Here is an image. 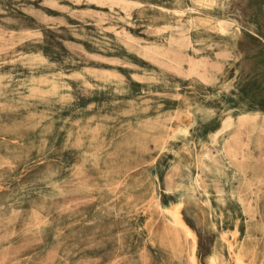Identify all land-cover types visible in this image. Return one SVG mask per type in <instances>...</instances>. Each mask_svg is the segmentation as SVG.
Listing matches in <instances>:
<instances>
[{
  "label": "rangeland",
  "instance_id": "374dc122",
  "mask_svg": "<svg viewBox=\"0 0 264 264\" xmlns=\"http://www.w3.org/2000/svg\"><path fill=\"white\" fill-rule=\"evenodd\" d=\"M263 93L264 0H0V264H264Z\"/></svg>",
  "mask_w": 264,
  "mask_h": 264
},
{
  "label": "bare ground",
  "instance_id": "6f19581e",
  "mask_svg": "<svg viewBox=\"0 0 264 264\" xmlns=\"http://www.w3.org/2000/svg\"><path fill=\"white\" fill-rule=\"evenodd\" d=\"M204 3V2H203ZM119 4H120V1H119ZM123 4V3H122ZM129 5H132L133 6V4H129ZM209 18V17H208ZM201 23V22H200ZM235 23V22H234ZM221 27V26H220ZM239 30V29H238ZM226 33V32H225ZM127 39V38H126ZM235 65H236V63H235ZM234 65V66H235ZM247 67V66H246ZM236 68V67H235ZM233 69V68H232ZM235 74H237V73H235ZM261 82H262V80H261ZM224 83V82H223ZM260 83V82H259ZM232 90V89H231ZM264 94V93H263Z\"/></svg>",
  "mask_w": 264,
  "mask_h": 264
}]
</instances>
